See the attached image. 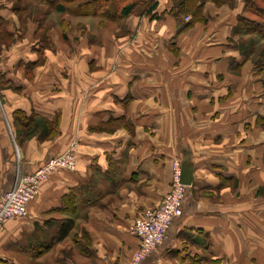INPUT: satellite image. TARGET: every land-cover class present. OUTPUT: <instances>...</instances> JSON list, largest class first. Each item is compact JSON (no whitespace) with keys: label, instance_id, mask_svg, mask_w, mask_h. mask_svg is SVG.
I'll use <instances>...</instances> for the list:
<instances>
[{"label":"crops","instance_id":"0c3cea01","mask_svg":"<svg viewBox=\"0 0 264 264\" xmlns=\"http://www.w3.org/2000/svg\"><path fill=\"white\" fill-rule=\"evenodd\" d=\"M148 1L125 19L88 16L71 31L61 22L65 38L53 44L15 46L0 73L10 92L0 104V194L17 171L31 175L73 144L76 168L52 174L26 216L4 226L0 264H130L131 225L160 204L175 160H188L193 182L142 264H264V69L233 34L245 0L206 1L180 20L175 0H157L154 20ZM11 7L2 3L4 21ZM61 220L74 229L52 245Z\"/></svg>","mask_w":264,"mask_h":264},{"label":"built area","instance_id":"2783aa9c","mask_svg":"<svg viewBox=\"0 0 264 264\" xmlns=\"http://www.w3.org/2000/svg\"><path fill=\"white\" fill-rule=\"evenodd\" d=\"M185 22L190 18L185 17ZM75 144L58 156L48 159L31 175L17 171L13 188L0 194V233L11 220L26 216L27 206L37 196L41 184L59 170L74 172L76 168ZM172 190L156 208H148L132 223L130 233L138 240L130 264H142L163 243V238L172 222L182 215V202L186 187L180 183L181 162L172 164Z\"/></svg>","mask_w":264,"mask_h":264},{"label":"trees","instance_id":"16d2710c","mask_svg":"<svg viewBox=\"0 0 264 264\" xmlns=\"http://www.w3.org/2000/svg\"><path fill=\"white\" fill-rule=\"evenodd\" d=\"M18 2L21 0H17ZM35 2H41L42 4L47 5L53 10V13L59 15H74L77 18H83L92 16L99 19H108L111 21L113 19H125L129 17L133 12L136 4L139 3V0H131L130 3L125 6L119 5L124 2L123 0H34ZM206 1H212L216 5L229 4L233 0H175L173 7L174 17L178 20L182 15L192 14L195 18L198 16L201 11L203 3ZM263 7H259L254 0H245L244 1V11L245 15L239 17L237 27L233 30L235 36H239L240 41L237 44V49L242 51L245 59L251 61L253 65H256L257 68H264V0H260ZM199 3V5H198ZM17 8L14 13H18L22 10V6L18 3L16 4ZM197 5V6H196ZM157 6V0H149L148 3L144 4L143 12L146 13L151 19H156L157 16H152V11ZM77 13V14H75ZM82 16H79V14ZM117 13L118 16H117ZM247 14L254 16L257 19V22H252L245 18ZM252 22V25H247L246 21ZM6 21L0 18V26H3ZM64 23V22H62ZM40 25V24H39ZM41 27V26H40ZM246 39V40H244ZM22 122H28L21 113L17 115ZM32 132L37 129L35 126L31 129ZM68 202L71 201L70 198ZM67 202V203H68ZM74 221L73 220H61L57 226V231L52 239L51 243H61L62 240L67 238L69 234L73 231ZM209 264H217V262L210 261Z\"/></svg>","mask_w":264,"mask_h":264},{"label":"rangeland","instance_id":"374dc122","mask_svg":"<svg viewBox=\"0 0 264 264\" xmlns=\"http://www.w3.org/2000/svg\"><path fill=\"white\" fill-rule=\"evenodd\" d=\"M255 3L259 7H263L260 0H254ZM12 3L11 10L14 11L17 8L16 4H20L22 10L18 13H14V15L10 16L11 19L3 23V26H0V73L5 71H9V67L6 66L9 63V58H13L16 55V45L27 44L28 41H32V39H39V38H48L52 43L55 37L65 38V35L58 29L60 27L61 22H66L67 26L70 25V31L74 30L73 26L77 23L74 21H80L74 15H59L53 10L49 8L47 5L42 4L41 2H35L34 0H0V8L2 3ZM77 14V13H75ZM79 14V13H78ZM79 16H82L79 14ZM245 18L249 20H253L252 22H257V19L252 17V15L247 14ZM81 22V21H80ZM252 22L248 20L245 22L247 25H252ZM40 24V25H39ZM41 26L38 30L35 29L36 26ZM80 27V26H79ZM52 40V41H51ZM246 40V39H244ZM55 45V44H54ZM261 68V67H260ZM264 69V68H263ZM8 85L4 82L0 81V104L4 105L6 102L4 101L2 94L3 93H10L8 91ZM4 103V104H3ZM66 151V150H65ZM172 178V175H171ZM172 190V182L170 184L168 192L164 195L163 199L160 201V204L168 197L169 193ZM160 204L158 206H160ZM157 206V207H158ZM156 208V207H155ZM206 262L205 264H209L208 257L205 256ZM210 258V257H209Z\"/></svg>","mask_w":264,"mask_h":264},{"label":"water","instance_id":"95a60500","mask_svg":"<svg viewBox=\"0 0 264 264\" xmlns=\"http://www.w3.org/2000/svg\"><path fill=\"white\" fill-rule=\"evenodd\" d=\"M181 175H180V183L181 185L185 186L186 188L188 186H191L192 184V172H193V167H191L188 164V160H184V162L181 165Z\"/></svg>","mask_w":264,"mask_h":264}]
</instances>
